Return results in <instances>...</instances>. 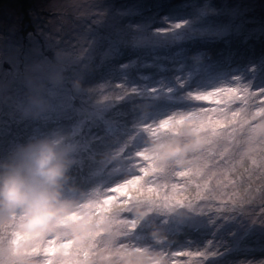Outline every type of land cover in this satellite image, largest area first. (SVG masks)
Instances as JSON below:
<instances>
[{"label":"rangeland","instance_id":"rangeland-1","mask_svg":"<svg viewBox=\"0 0 264 264\" xmlns=\"http://www.w3.org/2000/svg\"><path fill=\"white\" fill-rule=\"evenodd\" d=\"M31 7L28 28L11 2L0 7V162L30 139L59 133L67 137L70 170L79 168L78 190L89 189L82 200L111 208L112 189L139 178L119 191L137 189L138 200L146 201L163 182H174L170 202L192 203L193 208L168 204L158 210L149 201L148 221L132 227L142 237L163 230L166 239L158 247L170 254L171 264H217L234 254L244 236L263 246L264 223L254 224L251 215H259L264 191L249 198L240 186L245 179L264 182V96L246 90H264V54L254 56L255 43L264 48V0H35ZM194 24H200L199 37L188 38L197 32ZM228 41L238 53L230 58L226 51L232 70L220 50L214 58L205 54V48ZM116 91L129 122L113 127L125 120L117 111L104 112ZM143 110L149 113L145 120ZM129 125L138 129L130 140L141 148L130 155L143 153L160 136L153 128L180 139L186 129L198 131L206 142L193 154L197 164L185 169L155 172L144 157L141 163L99 157L96 144L120 146L126 154L124 139L113 136L124 135ZM16 131L23 134L21 142L13 140ZM205 177L211 178L206 188L214 191L203 189L201 200L185 198L187 191L192 198L193 189L203 188ZM226 217L234 219L223 223ZM131 235L127 228L121 242L138 241ZM212 250L222 255H202ZM239 261L232 264H264V257Z\"/></svg>","mask_w":264,"mask_h":264},{"label":"clouds","instance_id":"clouds-1","mask_svg":"<svg viewBox=\"0 0 264 264\" xmlns=\"http://www.w3.org/2000/svg\"><path fill=\"white\" fill-rule=\"evenodd\" d=\"M66 139L59 133L30 139L0 162V264H171L158 247L166 239L159 230L150 232L154 245L121 242L129 224L139 227L152 214L146 201L132 205L126 223L107 203L66 195L73 163ZM205 142L198 131L186 129L184 139L161 134L143 157L154 169H185Z\"/></svg>","mask_w":264,"mask_h":264},{"label":"trees","instance_id":"trees-1","mask_svg":"<svg viewBox=\"0 0 264 264\" xmlns=\"http://www.w3.org/2000/svg\"><path fill=\"white\" fill-rule=\"evenodd\" d=\"M9 2H11V4L15 8L18 9L19 14H23L22 15L23 21L21 22V25L24 26L25 24H28L27 28L30 27V24H29L31 21V16H30L31 11L30 10L32 8L31 6L34 7L35 0H0V7H5L6 4ZM187 10H188V7H182V11L184 14H187ZM187 15L190 17L191 12H189ZM260 16H262V15H260ZM206 25H208V24H206ZM206 25H205V27H206ZM195 26H197L198 30L201 28L200 24H195ZM193 37H195V38L199 37V33L195 32V34L188 36V38H193ZM254 43H255V41H254ZM226 44H229V45H222V47L225 50L222 47L213 48L210 51H208L209 50L208 48H205L206 49V52H205L206 56L209 58H214L215 52L217 50H220L219 56L227 58L226 57V51H227L230 54V58L233 56L237 57L238 53L233 51L232 46L230 45L231 43L228 41V43H226ZM241 46L242 45H240V47ZM254 48H255V55L254 56H256L258 53L261 55L264 54V48H262L260 50L259 49L260 46L258 43H255ZM123 51L126 52L125 56H127L128 58L133 57L130 49H127V50L125 49ZM122 57H124V55H122ZM230 58H227V59H229L228 64H229V68L231 69L234 67V62ZM235 62H238V60ZM240 65H242V64L240 63ZM241 67L244 69L245 65H242ZM172 86H174V85H172ZM113 94H114V96L112 98V101L108 102V103H104L105 105H107L106 110L104 112L106 114H110V115H113L115 113V111L119 112L120 116L122 118H124L125 120L123 122H114L115 127H117L124 122H129V120H128L129 118H128V114H126L127 111L125 110L124 106H121V105L118 106V104H119L118 100L120 99L118 91H116V93H113ZM131 115H132V113H131ZM131 115H130V117H131ZM145 115H149V113H147V112H145V110H143L142 116H143L144 120H145ZM152 130H153L154 135H157V134L161 135L162 134L161 128H157V129L153 128ZM136 131H138V129H135L129 125V126L124 127V135L119 134V138L116 135L113 136V137H116L117 139H124L122 145L126 146V154L127 155L121 153L120 146H117L116 148H109L108 146H102V145L100 146L99 144H96L95 147L97 149L98 156L103 157L106 160L113 158L119 162H122L124 160L127 163H132V162L141 163L143 161V153L142 152L138 151L135 155H130V153L132 151L141 150L138 140H135L134 142H131V140H130V135ZM22 136H23V134H21L20 131L13 132V140L14 141L21 142ZM107 142L110 143V141L108 139H107ZM141 143H142V146H144V141H142ZM120 158H122V160H120ZM147 163L150 164L148 161H147ZM195 164H197L196 161H195ZM78 169L79 168H77L75 170V172H72L69 169V172H68L69 179H68V182L65 186V192L69 198H73V199L77 198V199L82 200L83 197H87L89 189H87L84 192L81 190H78V187L81 186L80 182H78V181H80V171ZM154 170H155V172H157L159 169H154ZM205 173L210 174L207 171H205ZM210 179H211L210 177H205V178L201 179L199 185H202L203 188L193 189L194 193L192 194V198L188 197V191H187L185 194V198L186 197L189 199L198 198L201 200L202 199L201 191L203 189H205V191L209 190V192L214 191V190H212V188H209V189L206 188L207 184L210 182ZM165 184H166V182H163L164 186L159 185L157 187L159 189V191H156L154 193V194H156L155 196L151 195V196L146 197V202L147 203H149V201L152 202V204L158 210H163V209L166 210L168 204L162 203V201L173 200V198L175 196V189L173 188L174 182H170V187H166ZM240 188L244 192H247L249 198H250V195L253 197L255 195L259 196L264 191V182H263V179H261L260 181H255V182L245 179L242 182V185L240 186ZM183 189H187L185 187V185H184ZM137 195H139L137 189L133 191L130 188H127L124 191H117L116 193H113L114 200H113V204L111 206L113 216L115 218H118L119 220H123L127 223L130 216H131L132 205L139 201L137 198ZM249 198L247 197L246 199L249 200ZM148 219L146 221H148ZM128 229H129V232L132 234L131 236L133 238L138 239V241H136L135 243H132L131 245L136 246L138 244H145V243L150 242L147 240L146 236L142 237L140 235L137 236V234H133L135 232V230L132 229L131 224H129ZM229 239L233 240V236ZM245 242H247L246 249L243 246V244ZM262 243H263L262 240H260L259 242H249L247 237L244 236L242 241L240 240L239 243H237V246L234 250L233 255H235V254L238 255V259L236 257H233V255L231 257H228V254H226V255H223L222 257H220L221 261L217 264H232L235 262H241V261H239V259H242V260H246V259L260 260L261 258L264 257V245L262 246ZM258 244L261 245V247H259ZM247 248L252 249L253 252H248L247 250H250V249H247ZM243 263L247 264V263H249V261H243ZM207 264H216V260H214L212 262L209 261ZM240 264H242V263H240Z\"/></svg>","mask_w":264,"mask_h":264},{"label":"snow or ice","instance_id":"snow-or-ice-1","mask_svg":"<svg viewBox=\"0 0 264 264\" xmlns=\"http://www.w3.org/2000/svg\"><path fill=\"white\" fill-rule=\"evenodd\" d=\"M249 93V96H264V90H250V89H246ZM188 173H179L177 174L176 176H179V177H184V176H187ZM139 180V178H135V179H130L129 181H126L125 184L121 185V184H117L113 189H112V193H116L117 191H119L121 188H124V187H128L130 185H135L137 184V181ZM173 188H175V185H173ZM139 191V190H137ZM260 201H261V206H260V209H259V215L257 216L255 212L252 213L251 215V218H252V222L254 224H257V223H264V196H261L260 197ZM254 202V201H252ZM162 203H167L171 206H175V207H189V208H193L194 206L192 205L191 202H188L187 204L185 203H182L181 201H176L174 204L171 203L170 201L168 200H165V201H162ZM221 209H217V211H220ZM231 210V209H229ZM202 214V213H200ZM223 219V223H226L228 222L229 220L231 219H234V217H226V218H222ZM175 255L179 256V255H182V254H185V253H182L180 251H177L176 253H174ZM202 255L204 256H211V257H216L218 255H222V253H219L217 250H212L211 252H204Z\"/></svg>","mask_w":264,"mask_h":264},{"label":"bare ground","instance_id":"bare-ground-1","mask_svg":"<svg viewBox=\"0 0 264 264\" xmlns=\"http://www.w3.org/2000/svg\"><path fill=\"white\" fill-rule=\"evenodd\" d=\"M195 25V24H194ZM195 30L198 32V28H197V26H195ZM251 48H253V47H251ZM227 67H229V64H227V63H224ZM242 66V65H241ZM5 67V66H4ZM242 68V67H241ZM231 70H232V68H231ZM231 70H229L230 72H231ZM244 71L246 72L247 71V69H246V67L244 68ZM112 125H113V127H115V124H114V122L112 123Z\"/></svg>","mask_w":264,"mask_h":264}]
</instances>
